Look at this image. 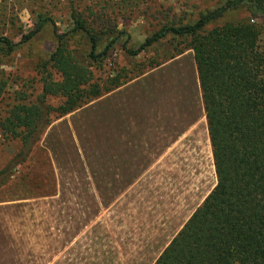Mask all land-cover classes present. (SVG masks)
Instances as JSON below:
<instances>
[{
    "label": "rangeland",
    "instance_id": "rangeland-1",
    "mask_svg": "<svg viewBox=\"0 0 264 264\" xmlns=\"http://www.w3.org/2000/svg\"><path fill=\"white\" fill-rule=\"evenodd\" d=\"M230 1L146 0L133 14L120 12L110 2H101L97 7L86 2L92 15L84 17L95 21L89 30L99 37L98 49L106 42L104 32L95 28L101 23L124 31L126 47L135 49L162 24H192L206 12L225 8L203 31L252 19L261 29L256 47L264 52V16H253L244 5L230 7ZM45 18L53 22L58 33L70 28L64 0H0V37L19 43L21 35ZM52 31L53 27L44 23L12 53L0 54V75L6 83L0 97V121L12 106L34 102L44 78L58 80L48 62L54 49ZM76 40L73 38L69 44L78 47ZM184 45L166 37L128 59L118 43L99 68H92L93 79L101 81L114 75L120 76L119 80L132 78L149 64L188 51L183 50ZM45 102L56 107L61 98L47 96ZM87 115L74 119L73 135L68 134L65 124H57L61 117L53 119V125H57L48 130L44 142L39 139L0 186V253L38 257L37 261L19 264H149L168 236L212 188L209 147H199L197 138L193 150L180 149L176 156H168L167 165L117 166L118 170L102 166L101 160L96 161L93 112ZM197 116L190 119L194 121ZM19 148L18 140L0 132V170ZM149 157L144 162L157 158L151 154ZM173 204H177L180 216L170 213ZM173 215L175 228L164 231L166 239L155 245L159 230L170 224L168 217Z\"/></svg>",
    "mask_w": 264,
    "mask_h": 264
},
{
    "label": "trees",
    "instance_id": "trees-1",
    "mask_svg": "<svg viewBox=\"0 0 264 264\" xmlns=\"http://www.w3.org/2000/svg\"><path fill=\"white\" fill-rule=\"evenodd\" d=\"M64 1L71 22L68 30L58 33L53 22L45 18L21 35L19 43L0 37V54L7 56L48 23L54 39L48 62L58 76L56 81L44 78L34 102L12 106L0 121L1 134L20 142L17 153L0 170V186L11 176V168L27 158L53 119L82 108L182 53L149 64L132 78L119 80L120 76L114 75L101 81L93 79L92 68H99L116 44L126 58L133 59L169 37L184 43L183 50L192 53L215 183L152 264H264V52L256 47L260 27L250 19L204 32L203 28L225 10L218 8L192 24H162L137 48L129 49L124 31L101 23L95 28L104 32L106 42L98 49L99 37L89 30L95 21L84 17L92 11L84 4L97 7L110 2L120 12L133 14L146 0ZM239 5L247 6L253 16H264V0L229 3L230 7ZM73 38H77L78 47L69 44ZM5 85L0 75V97ZM47 96L61 98V102L52 107L45 102Z\"/></svg>",
    "mask_w": 264,
    "mask_h": 264
},
{
    "label": "crops",
    "instance_id": "crops-1",
    "mask_svg": "<svg viewBox=\"0 0 264 264\" xmlns=\"http://www.w3.org/2000/svg\"><path fill=\"white\" fill-rule=\"evenodd\" d=\"M200 109L201 118L199 117ZM88 112H93L96 161L101 160L102 166L109 165L117 169V166L167 165L168 156H176V152L180 149L193 150L196 138L200 143L199 147L200 145L209 147L198 80L190 50L163 62L61 119L59 118L60 121L58 120L57 124H65L68 134L73 135L74 119L88 117L90 116L87 115ZM195 114L198 116L193 121L190 118H193ZM57 124L53 125L51 122L41 135V142H44L48 130L54 129ZM200 129L203 130L202 134L199 132ZM60 139L61 137L54 142ZM45 145L50 152L47 147L49 145L46 143ZM156 151L161 152L156 154ZM150 154L155 155L156 160L144 162ZM182 202H185V198ZM176 206L177 204H173V211L170 213L180 216L179 209L177 211L175 209ZM194 209L168 236L166 242L161 243H164L161 251ZM175 218L174 215L168 217L170 224L168 223L159 230L161 233L156 237L155 245L159 244L162 238L166 239L164 234L167 231L175 228ZM159 254L149 264H152ZM37 258L32 255L0 253V264H19L22 261L31 263L37 261Z\"/></svg>",
    "mask_w": 264,
    "mask_h": 264
}]
</instances>
